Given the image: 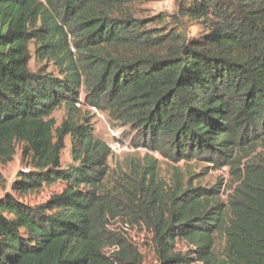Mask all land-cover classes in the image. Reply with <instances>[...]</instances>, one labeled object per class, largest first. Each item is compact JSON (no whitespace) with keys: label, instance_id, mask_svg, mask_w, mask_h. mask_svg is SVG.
Instances as JSON below:
<instances>
[{"label":"trees","instance_id":"trees-1","mask_svg":"<svg viewBox=\"0 0 264 264\" xmlns=\"http://www.w3.org/2000/svg\"><path fill=\"white\" fill-rule=\"evenodd\" d=\"M135 1L0 0V164L19 150L22 194L62 186L33 207L0 197V264H144L114 220L146 231L156 264H264V0H178L145 18ZM84 108L175 163L257 155L225 204L177 175L167 184L149 156L129 165L135 184L108 190L110 148Z\"/></svg>","mask_w":264,"mask_h":264},{"label":"rangeland","instance_id":"rangeland-1","mask_svg":"<svg viewBox=\"0 0 264 264\" xmlns=\"http://www.w3.org/2000/svg\"><path fill=\"white\" fill-rule=\"evenodd\" d=\"M178 0H136L134 3V13L137 18L154 17L160 14L172 15L176 11V2ZM196 33V30L193 31ZM32 53V48H31ZM31 71H36L37 66L32 59L29 64ZM79 117L84 118L90 124L93 134L105 142L110 148V157L107 161L109 168L108 177L105 178V185L108 190L113 187L123 191V185L128 182L135 184V177L129 170V165L134 163L140 165L146 156L152 157L158 162V175L161 180L171 185L176 175L181 181L182 187L186 189L199 188L202 190H217L219 199L226 203L232 188L236 185V176L241 173L244 165L252 160L257 152L250 153L247 157L241 159L242 164L218 166L215 163L205 161L204 159H192L190 161L181 160L177 163L171 161L168 157L160 155L149 149V143L145 142L131 130L129 126H121L119 121L110 117L105 112H100L92 108L81 110ZM52 118L55 120L56 127L66 118L64 109L57 110L53 113ZM86 124V123H85ZM151 148V147H150ZM171 156V152H165ZM60 163L63 169L72 164L70 155V139L64 140V149L60 155ZM236 167L237 170H233ZM26 161L20 157L19 150L13 160L6 164H0V197L9 194L29 207L41 205L48 201L53 194H58L62 190L60 184H54L51 187L44 188L40 193L22 194L12 189V184L17 181L19 174L28 171ZM122 187V189H120ZM111 192L113 195L114 192ZM112 232H126L131 242L140 250L144 264H156L154 255L149 247L148 235L146 231L141 232L138 227L130 228L121 224V220L109 221L107 227Z\"/></svg>","mask_w":264,"mask_h":264}]
</instances>
